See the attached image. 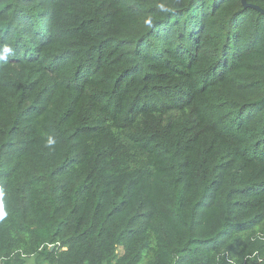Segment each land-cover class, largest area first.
<instances>
[{
    "label": "trees",
    "instance_id": "obj_1",
    "mask_svg": "<svg viewBox=\"0 0 264 264\" xmlns=\"http://www.w3.org/2000/svg\"><path fill=\"white\" fill-rule=\"evenodd\" d=\"M29 263L264 264V13L0 0V264Z\"/></svg>",
    "mask_w": 264,
    "mask_h": 264
},
{
    "label": "water",
    "instance_id": "obj_2",
    "mask_svg": "<svg viewBox=\"0 0 264 264\" xmlns=\"http://www.w3.org/2000/svg\"><path fill=\"white\" fill-rule=\"evenodd\" d=\"M241 2L243 3L244 6H252V7L256 8L257 10L261 11L262 13H264V10L261 9L260 7H258L257 5L247 4V3H246V0H241ZM52 247H53V246H51V248H52Z\"/></svg>",
    "mask_w": 264,
    "mask_h": 264
},
{
    "label": "rangeland",
    "instance_id": "obj_3",
    "mask_svg": "<svg viewBox=\"0 0 264 264\" xmlns=\"http://www.w3.org/2000/svg\"><path fill=\"white\" fill-rule=\"evenodd\" d=\"M121 251H122L121 248H118V249L116 250V253H117V254H120ZM29 264H30V263H29Z\"/></svg>",
    "mask_w": 264,
    "mask_h": 264
},
{
    "label": "clouds",
    "instance_id": "obj_4",
    "mask_svg": "<svg viewBox=\"0 0 264 264\" xmlns=\"http://www.w3.org/2000/svg\"><path fill=\"white\" fill-rule=\"evenodd\" d=\"M5 51H11V50L6 48ZM49 143L51 144L52 141L50 140Z\"/></svg>",
    "mask_w": 264,
    "mask_h": 264
}]
</instances>
